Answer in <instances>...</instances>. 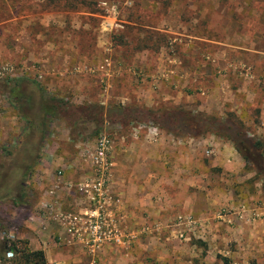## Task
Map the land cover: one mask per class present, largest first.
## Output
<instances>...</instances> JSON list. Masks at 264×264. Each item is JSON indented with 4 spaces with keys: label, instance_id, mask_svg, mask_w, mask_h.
<instances>
[{
    "label": "crops",
    "instance_id": "obj_1",
    "mask_svg": "<svg viewBox=\"0 0 264 264\" xmlns=\"http://www.w3.org/2000/svg\"><path fill=\"white\" fill-rule=\"evenodd\" d=\"M60 15L49 26L78 28L79 13ZM20 18L8 19L4 29L11 46L7 51L14 50L13 56L17 52L15 65H9L12 75L33 72L48 93L71 106L100 105L113 121L119 105L192 108L199 93L205 99L197 110L232 114L254 133H264V69L251 51L239 54L240 64L255 62L249 78L234 75V56L225 49L214 55L212 75L203 66L188 67L161 52L117 55L114 60L105 55L91 62L85 54L89 43L65 36L44 40L27 28L34 17ZM38 20L47 26L44 17ZM16 28L17 33L11 32ZM38 40L39 48L32 44ZM15 41L21 43L16 50ZM91 42L99 46L98 39ZM33 65L36 69L30 71ZM209 98L212 106L207 105ZM250 107L258 108L256 123L249 119ZM84 124L74 131L70 119L52 120L39 159L21 163L29 181L16 185L9 180L2 186L1 193L10 198L4 213L6 238L25 243L30 252H42L46 264H264V188L232 142L215 133L188 137L150 124L105 123L98 133L106 131L112 138L108 182L118 203L111 216L133 241L124 247L103 245L94 256L89 254L66 232L62 219L87 207L75 186L90 175L87 157L96 136L89 138ZM177 217L200 223L187 241H178L174 230L163 226ZM2 251L0 246V264H7Z\"/></svg>",
    "mask_w": 264,
    "mask_h": 264
},
{
    "label": "rangeland",
    "instance_id": "obj_2",
    "mask_svg": "<svg viewBox=\"0 0 264 264\" xmlns=\"http://www.w3.org/2000/svg\"><path fill=\"white\" fill-rule=\"evenodd\" d=\"M45 1L50 4L45 6ZM80 1L82 0H0V69L9 67L12 62L14 65L16 63L17 52L15 51L16 55L13 56L14 50L7 51V47L11 46L7 41L9 35H5L7 32H4V29L7 27L6 21L17 16L29 19L34 17L35 20H30L27 28L30 29V34L40 33L44 40L54 42L57 37L65 36L77 38L81 44L89 43L90 48L85 54L91 62L99 61L105 55L114 60L117 55L129 57L134 53L154 55L161 52L175 56L182 65L198 68L203 66L212 75L216 65L214 55L225 49L226 53L231 51L234 56V75L243 73V70L251 73V69L256 66L254 61L249 64L246 62L245 66L240 64L239 54L249 51L260 59L257 62L258 68L264 69V0H86L88 6L80 5ZM64 3L77 7V10L68 12L79 13L76 20L78 28H70L67 23L60 28L49 26L50 22L54 23L53 20L57 21L54 17L60 15V12H65L51 8L56 7L55 5L62 7ZM41 17L45 18L43 23H47V26L39 24L38 19ZM83 25L87 26V29L82 28ZM17 31L18 29L11 30L14 33ZM97 39L99 46H91V41ZM15 42L13 49L16 50L21 43ZM37 42L32 44L39 48L41 42ZM34 64L37 65L35 62ZM35 65L32 69L29 67L30 71L36 69ZM18 66L13 67L19 69ZM26 73V76H21L17 71L12 77H0V189L9 180L14 181L16 185L29 181L28 174L24 175L20 171L21 163L28 159L17 145L25 129L22 123L24 120L17 116L4 97L7 91L6 82L9 79L37 82L32 77L33 72L32 75ZM262 85L264 86V81ZM195 94L192 105L196 107L205 98L199 93ZM212 101L209 98L207 105L212 106ZM254 101L256 104L258 97ZM195 107L185 110L192 115L200 113L211 117L214 127L210 133L218 134L237 146L249 167L258 173L264 188V133L256 134L251 126L242 125L241 135L236 136L232 134L233 129L226 121L227 113L217 114L211 108L204 111ZM169 108L171 107H164ZM158 109L163 110V107ZM256 109L258 108L248 109L252 123L259 121ZM235 120L240 122L237 118ZM234 128L236 130V127ZM257 143L259 146L255 145ZM15 189L14 192L18 191ZM9 201L10 198L0 191V246L5 241L12 242L4 235L7 228L4 224V213ZM6 251L8 250L2 251L4 263L13 264L11 260L14 256L10 252L11 256L7 257Z\"/></svg>",
    "mask_w": 264,
    "mask_h": 264
},
{
    "label": "trees",
    "instance_id": "obj_3",
    "mask_svg": "<svg viewBox=\"0 0 264 264\" xmlns=\"http://www.w3.org/2000/svg\"><path fill=\"white\" fill-rule=\"evenodd\" d=\"M79 3L80 5H89L86 3V0H82ZM43 4L46 6V4L50 3H46L45 1ZM55 6L51 9L55 11L77 10V7L69 3H64L62 7ZM43 9H46V7H43ZM6 84L7 91L4 93V97L15 110L17 116L23 119L26 124L22 135L17 141V145L25 157L28 160L30 159V163L39 159L49 123L54 119H70L74 131H80L84 122V126L90 130L88 134L89 138L97 137L105 123L108 126H112L113 124L119 126L151 124L165 132L188 137L204 135L214 127L211 117L200 113L192 115L182 107L150 110L135 106L130 108L118 106L116 108L121 110L120 113H118L116 120L110 121L102 106L97 104L71 106L67 101L50 95L35 81L9 79ZM226 117V121H228L229 126L233 129L232 134L240 136L243 128L242 124L237 122L232 114L227 113ZM81 121L82 124L80 123ZM234 127H236V130ZM232 144L239 152L237 146L234 143ZM258 144L255 145L259 146ZM244 160L246 159L244 158ZM19 197L22 198L21 195ZM20 198L18 199L20 200ZM18 245L20 247H17ZM2 246L4 250L10 251L12 256H14V259L11 260L13 264H46L42 252L28 251L25 243L5 241Z\"/></svg>",
    "mask_w": 264,
    "mask_h": 264
},
{
    "label": "built area",
    "instance_id": "obj_4",
    "mask_svg": "<svg viewBox=\"0 0 264 264\" xmlns=\"http://www.w3.org/2000/svg\"><path fill=\"white\" fill-rule=\"evenodd\" d=\"M12 74L13 68L10 66L0 69V77H12ZM242 75L250 77L248 70H243ZM111 142L112 138L108 132L98 134L93 151L87 157L90 175L75 186L76 192L84 198L87 207L80 212L62 216L66 232L93 256L103 245L124 247L133 241L120 227L116 218L111 216L118 203V199L113 197L109 190L108 182ZM210 153L205 151L206 155ZM154 226L159 228L161 225L156 223ZM163 226L172 228L178 241H187L191 234L197 232L200 223L192 218L177 217L172 223ZM6 256H11L10 251H6Z\"/></svg>",
    "mask_w": 264,
    "mask_h": 264
}]
</instances>
